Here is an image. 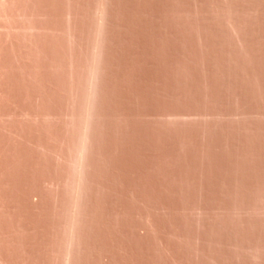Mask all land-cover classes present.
<instances>
[{
	"label": "rangeland",
	"instance_id": "1",
	"mask_svg": "<svg viewBox=\"0 0 264 264\" xmlns=\"http://www.w3.org/2000/svg\"><path fill=\"white\" fill-rule=\"evenodd\" d=\"M0 264H264V0H0Z\"/></svg>",
	"mask_w": 264,
	"mask_h": 264
}]
</instances>
